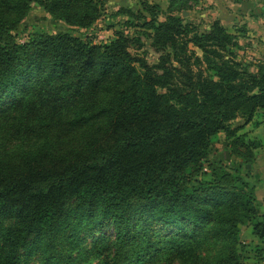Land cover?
I'll return each instance as SVG.
<instances>
[{"label":"trees","instance_id":"trees-1","mask_svg":"<svg viewBox=\"0 0 264 264\" xmlns=\"http://www.w3.org/2000/svg\"><path fill=\"white\" fill-rule=\"evenodd\" d=\"M200 1L118 2L132 33L94 43L15 31L33 5L87 30L107 0H0V264H254L250 171L210 157L222 133L252 166L238 132L264 111V61L237 59L218 19L182 16ZM147 44L155 63L133 54Z\"/></svg>","mask_w":264,"mask_h":264},{"label":"rangeland","instance_id":"rangeland-1","mask_svg":"<svg viewBox=\"0 0 264 264\" xmlns=\"http://www.w3.org/2000/svg\"><path fill=\"white\" fill-rule=\"evenodd\" d=\"M137 0H107L102 17L98 22L87 30L75 29L67 25L56 22L39 6L33 5L28 15L22 20L15 31L18 42H24L34 33H68L80 38L89 37L94 43H107L114 38V32L124 30L131 34L132 29L125 30L123 22L126 17L114 16V12L120 5L130 6L135 9ZM158 3L165 8L168 0H148ZM233 2V3H232ZM228 3H230L228 5ZM198 6V5H197ZM196 6V7H197ZM221 8L213 2L204 0L200 9L196 7L187 12L184 18L192 21L200 31L207 30L210 23L218 19L222 26L230 33L236 34L238 38V48L233 52L236 58L252 64L264 61V12L261 7L264 1L261 0H221ZM225 7V8H223ZM237 29H241L239 34ZM134 55L144 57L150 64L157 61V56L148 49V44L144 47L143 53L133 52ZM202 69L204 66L201 67ZM240 119L233 123V126H241ZM238 134L245 137L246 143H252L253 163L244 165L243 162L231 155L228 142L225 136L219 133L213 142V154L210 159L221 160L228 167H240L244 174L243 167L250 172L246 180L255 186L256 202L260 215H264V111L258 112L253 121L245 125ZM249 166V167H248ZM240 239L244 245L242 255L248 262L254 264H264V242L260 243L251 235L249 226L241 227ZM262 250V251H261Z\"/></svg>","mask_w":264,"mask_h":264},{"label":"crops","instance_id":"crops-1","mask_svg":"<svg viewBox=\"0 0 264 264\" xmlns=\"http://www.w3.org/2000/svg\"><path fill=\"white\" fill-rule=\"evenodd\" d=\"M207 1H209V3H214L215 5H217V9L219 8V9H222L221 8V0H207ZM203 3H204V0H201L200 1V3L198 4V6L196 7L197 9H200L201 10V8H202V6H203ZM233 3V2H232ZM230 3H228V5H229ZM223 8H225V7H223Z\"/></svg>","mask_w":264,"mask_h":264},{"label":"water","instance_id":"water-1","mask_svg":"<svg viewBox=\"0 0 264 264\" xmlns=\"http://www.w3.org/2000/svg\"><path fill=\"white\" fill-rule=\"evenodd\" d=\"M186 14H187V12H184V13H183V16H185ZM248 167H249V166H248Z\"/></svg>","mask_w":264,"mask_h":264}]
</instances>
